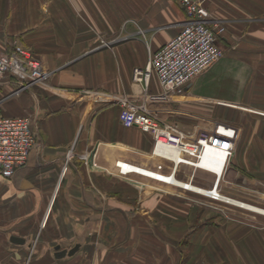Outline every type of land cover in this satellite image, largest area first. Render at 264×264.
<instances>
[{"label":"crops","instance_id":"0c3cea01","mask_svg":"<svg viewBox=\"0 0 264 264\" xmlns=\"http://www.w3.org/2000/svg\"><path fill=\"white\" fill-rule=\"evenodd\" d=\"M204 1L225 24L217 40L225 56L174 98L162 95L156 74L146 94L190 135L225 126L237 142L223 185L259 206L264 0ZM186 19L177 0H0V53L19 42L50 71L46 82L18 93L12 78L0 84L1 111L30 114L39 139L13 176L0 173V264H264L263 218L217 210V200L149 173L169 175L174 162L154 154L151 133L120 119L116 96L145 95L134 68ZM225 159L226 150L214 147L202 162L214 167ZM126 163L145 172L123 169ZM176 176L203 187L216 181L185 164ZM77 245L73 255H56L57 246Z\"/></svg>","mask_w":264,"mask_h":264},{"label":"built area","instance_id":"2783aa9c","mask_svg":"<svg viewBox=\"0 0 264 264\" xmlns=\"http://www.w3.org/2000/svg\"><path fill=\"white\" fill-rule=\"evenodd\" d=\"M177 1L185 9L186 22L177 35L150 55L145 66L134 68V82L144 86L145 95L140 100L131 99L126 95L116 96V101L121 107L120 119L125 126H135L151 133L154 139V154L174 162L173 171L169 175L152 171L149 173L214 200L244 207L243 204L232 203L235 198L231 199L233 197L223 194L217 183L211 188L194 184L193 188L188 183L175 182L176 172L181 164L190 165L195 169H206L213 173H217V166L220 165L221 170L224 171L227 158L235 150L236 143L233 136L220 135L212 130L190 135L162 117L149 104L146 91L154 74L158 76L163 86L162 95L165 98H174L180 87L204 74L225 56V50L217 44L218 37L226 29L225 24L212 16L205 1ZM49 76L50 71L44 68L42 61L19 42H15L10 51L0 53V84L11 78L15 80L18 86L13 94L29 89L34 84L46 82ZM38 143V135L34 130L30 114L11 116L0 109V173L2 175L13 176L19 167L28 162L32 149ZM160 144L176 147L177 155L171 157L160 153L158 151ZM214 147L226 150V159L222 163L211 164L216 165L214 167L203 164L205 151ZM72 157L73 152L70 151L68 159ZM122 168L145 172L141 167L127 163L123 164ZM218 174L220 175L219 172ZM197 187L205 189L201 191ZM236 201L241 202L237 199Z\"/></svg>","mask_w":264,"mask_h":264},{"label":"rangeland","instance_id":"374dc122","mask_svg":"<svg viewBox=\"0 0 264 264\" xmlns=\"http://www.w3.org/2000/svg\"><path fill=\"white\" fill-rule=\"evenodd\" d=\"M223 127H225V126H222L221 125V126L217 127V129L215 130V132H217L220 135H223V134L228 135L229 133H226L223 130ZM229 136H232V135L229 134ZM233 139H234V141L236 143L237 142L236 137H233ZM233 155L234 154H231L230 157L227 158V161L225 162V164H226L225 169H224V171L221 170L220 175L218 174V172L217 173H214V175L216 177V181L212 184V186H210V188H211L214 185H216V183H217L218 188L220 187L219 190L223 194H226L228 196L231 195V193H233V195L236 194V193H238L237 192V189L235 187H229V185L227 187L226 185H223L224 184V175H226L227 169L229 168V166H230V164L232 162ZM218 181H219V183H218ZM199 194H201V193H199ZM202 195H204V194H202ZM235 197H237V196H235ZM238 198H236V199H238ZM249 198L257 199L255 197V195L254 196L253 195H249ZM255 204H258L259 206L264 207V194H263V198L260 199L259 202L255 203ZM216 208H217V210H221V211L224 210V211L228 212L229 214L235 212L237 214L246 213V214H248L250 216H261L263 218V220H264V214L263 213H259V212H256V211H253V210H250V209H246L245 207H241V206H238V205H235V204L227 203L225 201H219V200H217L216 201ZM185 241H186V239H185ZM185 248H187L186 242H185ZM26 255H28V254H26ZM187 256H188V253H184V258H185L184 260L185 261H186ZM199 264H211V263H209V262H200Z\"/></svg>","mask_w":264,"mask_h":264},{"label":"bare ground","instance_id":"6f19581e","mask_svg":"<svg viewBox=\"0 0 264 264\" xmlns=\"http://www.w3.org/2000/svg\"><path fill=\"white\" fill-rule=\"evenodd\" d=\"M158 151L162 154H166V155H169L171 157H174L177 155V152L178 150L176 149V147H172V146H168V145H162L160 144L158 146ZM175 182L176 183H179V184H185V183H188L191 187H195V185L189 183V182H185V181H182L180 179H178L177 177H175ZM198 189H201V191H204L203 189L205 188H199L197 187ZM231 199H234V198H231ZM230 202H232V200H230ZM232 203H240V204H243L245 208L247 209H250V210H253V211H258L260 213H264V208L263 207H260V206H256V205H253V204H250V203H246V202H238L235 200H233Z\"/></svg>","mask_w":264,"mask_h":264},{"label":"water","instance_id":"95a60500","mask_svg":"<svg viewBox=\"0 0 264 264\" xmlns=\"http://www.w3.org/2000/svg\"><path fill=\"white\" fill-rule=\"evenodd\" d=\"M11 239L14 241V242H17V243H26V238H23V237H19V236H15V235H12L11 236ZM57 256L59 257H64L65 255L69 254V255H73L77 249L79 248V246H75L74 248H72L70 251H68V249H64V250H61L60 246H57Z\"/></svg>","mask_w":264,"mask_h":264}]
</instances>
